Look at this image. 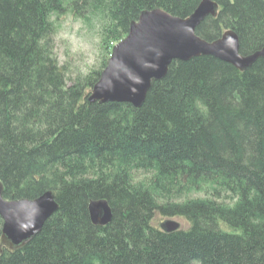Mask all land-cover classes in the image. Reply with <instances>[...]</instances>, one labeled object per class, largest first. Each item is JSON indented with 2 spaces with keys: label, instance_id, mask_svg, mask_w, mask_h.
<instances>
[{
  "label": "trees",
  "instance_id": "obj_1",
  "mask_svg": "<svg viewBox=\"0 0 264 264\" xmlns=\"http://www.w3.org/2000/svg\"><path fill=\"white\" fill-rule=\"evenodd\" d=\"M202 1L0 0L4 198L51 191L59 205L0 264H264V59L246 71L213 57L174 62L140 108L89 102L143 12L187 19ZM213 1L219 15L197 29L200 38L234 31L242 56L264 49V0ZM66 20L97 32L99 69L61 64ZM97 200L113 210L106 227L91 221ZM159 217L188 229L167 234Z\"/></svg>",
  "mask_w": 264,
  "mask_h": 264
},
{
  "label": "water",
  "instance_id": "obj_2",
  "mask_svg": "<svg viewBox=\"0 0 264 264\" xmlns=\"http://www.w3.org/2000/svg\"><path fill=\"white\" fill-rule=\"evenodd\" d=\"M218 14L219 6L212 0H203L187 19L175 17L162 9L143 12L138 22L131 25L128 36L113 48L89 102L131 104L140 108L153 82L165 79L174 62L213 57L246 71L264 59V49L242 56L240 39L234 31L225 32L212 43L200 38L197 29L208 17L216 18ZM4 190L0 182V217L3 220L0 255L3 247L17 250L28 245L59 209L51 191L35 200L7 201ZM89 214L93 225L99 227L108 226L114 217L106 200L90 202ZM161 229L172 234L181 230V224L167 220L161 224Z\"/></svg>",
  "mask_w": 264,
  "mask_h": 264
},
{
  "label": "rangeland",
  "instance_id": "obj_3",
  "mask_svg": "<svg viewBox=\"0 0 264 264\" xmlns=\"http://www.w3.org/2000/svg\"><path fill=\"white\" fill-rule=\"evenodd\" d=\"M117 45V44H116ZM103 49L100 46L99 35L96 31H88V29L81 23L71 22L66 20L63 26V30L56 38V54L61 62L64 64L68 60L74 67L79 68L80 71L86 73L87 70L92 68H98L101 65L103 59ZM112 52V51H111ZM110 59V58H109ZM136 175H144L142 172ZM196 196V195H194ZM5 199V198H4ZM7 201H16L8 200ZM163 203V200H162ZM1 219V217H0ZM157 226L161 231V224L167 220H175L181 224L182 230L188 229V224L181 218H165L159 217ZM0 229L3 228V220L1 219ZM228 231L227 229H225ZM233 234H239L236 230H230ZM31 243V242H30ZM27 246V245H26ZM199 264V263H193Z\"/></svg>",
  "mask_w": 264,
  "mask_h": 264
},
{
  "label": "flooded vegetation",
  "instance_id": "obj_4",
  "mask_svg": "<svg viewBox=\"0 0 264 264\" xmlns=\"http://www.w3.org/2000/svg\"><path fill=\"white\" fill-rule=\"evenodd\" d=\"M212 1H213V0H212ZM214 2H215V1H214ZM215 3H216V2H215ZM218 6H219V5H218ZM219 10H220V7H219ZM218 15H219V14H218ZM217 17H218V16H217ZM217 17H216V18H217ZM208 18H209V17H208ZM210 18H213V17H210ZM46 223H47V222H46ZM44 226H45V225H44ZM43 228H44V227H43ZM0 244H1V241H0ZM23 247H24V246H23ZM5 249H8V248H7V247H3V253H4V250H5ZM8 250H10V249H8ZM3 253H2V254H3ZM2 254L0 255V257H2ZM0 263H1V262H0Z\"/></svg>",
  "mask_w": 264,
  "mask_h": 264
}]
</instances>
